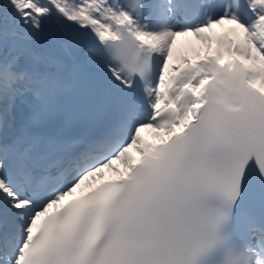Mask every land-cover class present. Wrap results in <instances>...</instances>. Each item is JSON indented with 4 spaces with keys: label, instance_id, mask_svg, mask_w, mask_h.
Returning a JSON list of instances; mask_svg holds the SVG:
<instances>
[{
    "label": "snow or ice",
    "instance_id": "1",
    "mask_svg": "<svg viewBox=\"0 0 264 264\" xmlns=\"http://www.w3.org/2000/svg\"><path fill=\"white\" fill-rule=\"evenodd\" d=\"M0 264H264V0H0Z\"/></svg>",
    "mask_w": 264,
    "mask_h": 264
},
{
    "label": "bare ground",
    "instance_id": "2",
    "mask_svg": "<svg viewBox=\"0 0 264 264\" xmlns=\"http://www.w3.org/2000/svg\"><path fill=\"white\" fill-rule=\"evenodd\" d=\"M226 27V25L224 26ZM221 30H223V28H217L216 32H220ZM193 47H195V49L199 50L201 53V56H203L204 52L207 51L206 48H204V46L198 42L195 41L192 37H182V38H178L177 40V44L174 48V56L175 55H187L189 57L190 60L195 61L198 57L195 55V52L192 50ZM175 62V61H174ZM28 106L27 104H19L18 107V111H17V119H21L24 116H26L28 114ZM11 131V130H10ZM144 133H146L148 135V137L151 139L152 142H156L155 141V134L151 131H145ZM133 155H136V153L134 152ZM120 166V165H118ZM122 168V166H120ZM103 178H115V174L108 172L107 170L105 171V175ZM100 178L98 177L96 179V181L94 182V184L100 182ZM88 189H85V191ZM80 191L78 190L79 194Z\"/></svg>",
    "mask_w": 264,
    "mask_h": 264
}]
</instances>
